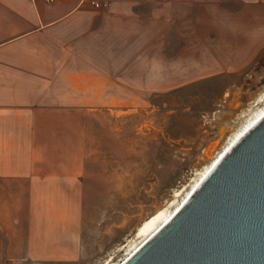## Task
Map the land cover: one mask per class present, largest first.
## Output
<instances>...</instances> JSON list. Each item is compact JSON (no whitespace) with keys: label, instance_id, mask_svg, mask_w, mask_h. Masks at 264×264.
Segmentation results:
<instances>
[{"label":"crops","instance_id":"1","mask_svg":"<svg viewBox=\"0 0 264 264\" xmlns=\"http://www.w3.org/2000/svg\"><path fill=\"white\" fill-rule=\"evenodd\" d=\"M189 26L253 60L264 0H0V261L78 256L94 111L152 88Z\"/></svg>","mask_w":264,"mask_h":264},{"label":"rangeland","instance_id":"2","mask_svg":"<svg viewBox=\"0 0 264 264\" xmlns=\"http://www.w3.org/2000/svg\"><path fill=\"white\" fill-rule=\"evenodd\" d=\"M178 30L168 57L154 61L158 73L142 77L152 88L125 92L124 106L94 111L78 256L0 264H122L144 240L138 227L160 209L173 210L262 106L264 50L253 60L238 58L214 36L219 28L189 26L187 37Z\"/></svg>","mask_w":264,"mask_h":264},{"label":"water","instance_id":"3","mask_svg":"<svg viewBox=\"0 0 264 264\" xmlns=\"http://www.w3.org/2000/svg\"><path fill=\"white\" fill-rule=\"evenodd\" d=\"M122 264H264V116Z\"/></svg>","mask_w":264,"mask_h":264},{"label":"bare ground","instance_id":"4","mask_svg":"<svg viewBox=\"0 0 264 264\" xmlns=\"http://www.w3.org/2000/svg\"><path fill=\"white\" fill-rule=\"evenodd\" d=\"M262 102V106L257 107L250 118L244 123V125L234 134L230 142L224 147V149L219 153V155L199 174V177L194 181L190 189L187 191L186 195L184 196L182 201L174 207L173 210L169 211L168 209H160L152 216L147 218L137 229L136 236L143 237V242L135 246L134 250L130 253V256L146 241L148 240L153 234H155L164 224H166L174 215V213L180 208L183 202L187 200V198L192 194V192L197 188L200 182L207 176L210 170L213 168L215 163L219 160L221 156L225 153L227 149L236 141L238 140L245 132H247L257 121H259L264 116V95L260 99ZM258 104V103H257ZM259 105V104H258ZM179 192L176 193L178 195ZM132 250V249H131ZM129 256V257H130Z\"/></svg>","mask_w":264,"mask_h":264}]
</instances>
